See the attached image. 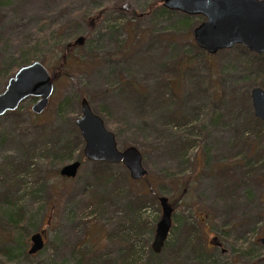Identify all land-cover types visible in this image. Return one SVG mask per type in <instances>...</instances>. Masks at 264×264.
Here are the masks:
<instances>
[{
  "label": "rangeland",
  "instance_id": "obj_1",
  "mask_svg": "<svg viewBox=\"0 0 264 264\" xmlns=\"http://www.w3.org/2000/svg\"><path fill=\"white\" fill-rule=\"evenodd\" d=\"M125 4L139 17L114 9ZM161 5L162 0H0V94L24 53L35 52L55 84L40 121L68 132L81 114V98H88L120 149L136 145L142 151L147 177L133 180L134 190L151 187L174 208L172 229L156 253L151 244L161 205L151 196L132 201L125 185L119 190L111 181L97 183L93 161L86 159L75 178L59 175L40 187L35 181L53 168L40 149L33 161L37 175L25 177L36 100L28 97L16 113L0 116V205L13 198L25 211L24 230L11 239L21 238L26 246L17 259L0 251V264H264V243L258 241L264 237V124L247 116L250 105L256 115L251 89H264V56L243 44L221 49L211 59L216 78L192 46L191 26L205 17L160 11ZM71 36L76 66L62 74L51 51ZM181 62L189 67L180 72ZM177 77L181 84L172 92L165 83ZM67 97L65 114L57 107ZM111 166L119 177L128 172L124 165ZM40 230L47 233L45 246L28 254L30 236Z\"/></svg>",
  "mask_w": 264,
  "mask_h": 264
},
{
  "label": "water",
  "instance_id": "obj_2",
  "mask_svg": "<svg viewBox=\"0 0 264 264\" xmlns=\"http://www.w3.org/2000/svg\"><path fill=\"white\" fill-rule=\"evenodd\" d=\"M164 7L185 12L189 15H201L205 20L193 30L196 44L207 53L215 54L221 49L243 44L250 51L258 54L264 52V0H162ZM83 38H79L81 43ZM54 80L48 67L40 61L21 68L9 79L0 94V116L20 107L28 97H36L31 111L36 114L45 112L50 97L55 91ZM81 114L75 119L76 126L85 142L84 157L90 162L123 164L133 180L147 176L143 153L136 145L119 148L116 134L109 130L102 116L92 109L88 98H81ZM253 112L264 123V89L254 86L251 89ZM82 161L72 160L64 164L59 173L66 178H75ZM161 218L156 224L154 240L151 247L161 253L173 224V205L165 195L159 196ZM44 230L30 236L31 246L28 254H35L45 246ZM259 242L264 243V237ZM245 264H254L252 262Z\"/></svg>",
  "mask_w": 264,
  "mask_h": 264
},
{
  "label": "trees",
  "instance_id": "obj_3",
  "mask_svg": "<svg viewBox=\"0 0 264 264\" xmlns=\"http://www.w3.org/2000/svg\"><path fill=\"white\" fill-rule=\"evenodd\" d=\"M114 9H119L121 11L127 12L131 11V15L133 17H139L137 10L130 8L128 4L118 6ZM108 9L104 8L100 11L99 14H103L106 12ZM158 10L160 11H165L168 13H175L176 11H172L168 9L167 7H164L163 5L159 6ZM185 17H189V15H186ZM198 24V23H197ZM90 27L94 24H90ZM195 27L191 26V30L193 31ZM74 36V35H73ZM73 36L69 37V39L65 42V44H60L54 48H52L51 51V56L52 59L55 58L56 63L60 62V73L66 74V71L68 67H75V61L77 59V55L75 54V47L70 43L72 40ZM52 37L48 39L50 41ZM47 40V39H46ZM40 40H38V43ZM78 43V41H77ZM79 45V43L77 44ZM192 46L194 50L198 51L199 54H202L204 60L206 61V68L207 71H209V74L214 75L217 78V74L212 71V57L215 56L216 54H211L207 53L204 49L200 48L198 45H196L195 42L192 41ZM34 50V47L31 49ZM36 50V49H35ZM256 53V52H255ZM257 57L263 58V54H258L256 53ZM24 63L21 66L31 64L33 61H37L38 56L35 54V52L30 51L24 53ZM260 65L262 68H264V58L259 61ZM182 64V62H181ZM182 66V67H181ZM180 67H178V71L185 70L187 67H189V64L186 62L182 64ZM21 68V67H20ZM63 69V70H62ZM180 75V74H179ZM210 76L204 78V80L209 79ZM180 78H172L168 79V81L165 83L171 91H175L180 87L181 82ZM131 86H133L134 91L139 95L142 96L143 99L147 98V92H144L141 88V86L137 83H130ZM178 85V88H177ZM202 92L206 93L204 89H202ZM176 94V92H175ZM174 94V96H176ZM71 102V98H64L60 100L57 110L62 112L64 111L66 114V109L69 106ZM17 110V109H16ZM16 110H12L11 112L8 113H16ZM33 118L35 120L32 121V125L30 126V129L32 131V136L33 140L30 142V148H29V154L28 156V162L26 165H22L25 167L23 171V175L26 177L27 175L30 176H36L37 175V170L38 168H35L34 166L36 163H33V161L36 159V155L34 153L36 150L43 149V153L46 155V161H48L49 165L52 168V170H48L47 173L42 174L36 181L35 183L40 186V183H45L48 182V179L52 177H57L60 175L59 170L63 164H67L70 160H80L85 162L86 158L84 157L83 152V146L85 144L83 137L81 135V132L78 130L75 119L71 120L70 122V128L68 132H66L62 126L58 125L57 127H54L52 123L49 122H42L40 119L42 118V114H36L35 112L33 113L31 111ZM248 120H253L254 122L263 125L262 121L256 117L252 113V108L250 105L249 108V113L247 112ZM249 122V121H248ZM264 126V125H263ZM32 153V154H31ZM16 164V163H15ZM93 169H92V175L94 176V179L97 183H103L105 180L106 182L111 181L113 185L116 186V188H122L125 185V190H127L130 195L132 201H137L138 198H142L143 201L147 200L149 196H151L157 204H159V196L161 194H158L156 191L153 190V188L150 187L149 192H145L144 190H137L135 191L133 188V184L131 183L133 179L131 178L130 174L125 171L121 173V177L117 176L112 172V164L108 163H100V162H93ZM121 167H124L122 164H120ZM16 167V166H15ZM20 167V166H19ZM19 168L15 169V175H19L20 173L18 172ZM64 177V176H63ZM147 176L143 177L142 179H139L140 181H144ZM66 178V177H65ZM15 180V179H14ZM41 187V186H40ZM5 202H7L6 207H3L0 205V251L3 255L8 257V260L11 259H17L19 256H22L26 252V246L24 242L21 240V238L16 239L14 238L13 240L11 239V236L21 230H24L25 227V211H23L22 207L19 205L18 200H13V198H9L8 200L4 199ZM170 202V200H169ZM143 203H138L137 205H142ZM171 205V202H170ZM3 207V208H1ZM2 209V210H1ZM6 218V219H5ZM19 234V233H18ZM13 237V236H12ZM28 239H24L26 242ZM259 240V239H258ZM13 242L16 247L11 246L10 243ZM165 246V245H164ZM163 246V247H164ZM152 248V247H151ZM150 248V250H152ZM17 250L18 252H16ZM163 250V249H162ZM205 250V248H204ZM28 252V250H27ZM132 254V253H131ZM130 254V255H131ZM133 256V254H132Z\"/></svg>",
  "mask_w": 264,
  "mask_h": 264
},
{
  "label": "flooded vegetation",
  "instance_id": "obj_4",
  "mask_svg": "<svg viewBox=\"0 0 264 264\" xmlns=\"http://www.w3.org/2000/svg\"><path fill=\"white\" fill-rule=\"evenodd\" d=\"M30 244H31V241H30Z\"/></svg>",
  "mask_w": 264,
  "mask_h": 264
}]
</instances>
